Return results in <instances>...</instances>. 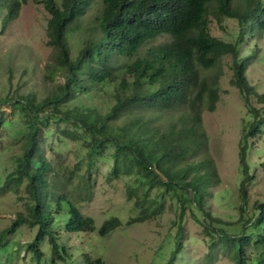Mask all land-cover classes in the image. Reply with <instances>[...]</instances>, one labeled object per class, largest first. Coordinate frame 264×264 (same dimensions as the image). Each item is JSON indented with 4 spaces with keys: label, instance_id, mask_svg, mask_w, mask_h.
<instances>
[{
    "label": "trees",
    "instance_id": "trees-1",
    "mask_svg": "<svg viewBox=\"0 0 264 264\" xmlns=\"http://www.w3.org/2000/svg\"><path fill=\"white\" fill-rule=\"evenodd\" d=\"M26 1L0 0V11H5L2 30ZM92 1L43 0L49 14L46 44L55 51V67L64 78L39 100L23 95L9 101L25 130L19 139L21 153L5 183L12 179L17 186L24 185L26 211L16 214L0 238L22 224L37 226L27 250L39 262L43 253L38 243L47 237L53 253L63 258L60 252L66 250L55 229L58 215L66 209V231L94 230V219L77 203L93 196L92 169L104 158L109 165L108 181L131 176L128 198L135 191L142 192L134 195L141 213L126 224L159 212L158 199L149 196L152 188L160 190V195L177 196L182 213L187 205L201 207L217 174L206 157L203 112L216 108L222 74L218 63L229 55L231 82L251 117L243 124L239 140V226L235 233L224 232L212 223L209 213L195 221L212 224L204 226L212 246L216 248L220 241L233 264H264V201L254 202L252 214L246 213L251 179L248 140L264 125V106L249 103L252 87L245 73L250 53L239 54L246 32L264 33V1L245 0L244 5L234 6V0H101L102 10L94 17L92 31L72 57L68 36L78 29L72 25ZM225 17L235 18L240 25L234 41L211 34V21L220 26ZM164 35L166 40L153 43ZM46 67L49 70L52 65ZM216 67L211 75L205 73ZM255 95L264 104V92ZM95 99L103 102L102 107ZM0 121L5 123L3 118ZM54 136L61 143L71 140L81 149L71 167L58 163V176L41 148L43 140ZM75 182L74 192L68 185ZM121 224L112 215L101 223L98 233L106 235ZM179 248L177 243L165 264L174 262ZM93 262L103 264L101 258Z\"/></svg>",
    "mask_w": 264,
    "mask_h": 264
},
{
    "label": "rangeland",
    "instance_id": "rangeland-1",
    "mask_svg": "<svg viewBox=\"0 0 264 264\" xmlns=\"http://www.w3.org/2000/svg\"><path fill=\"white\" fill-rule=\"evenodd\" d=\"M234 4L244 5L245 0H234ZM101 10V0H93L74 21L72 26L78 29L68 36L72 57H75L84 39L92 31L94 17ZM4 13V10L0 11V118L5 119L4 124L0 121V233L12 224L17 213L26 211L24 185L17 186L12 179L5 183L21 153L19 139L25 130L9 101L23 95L39 100L53 91L64 78L63 71L55 67V51L46 44L49 14L43 0H27L22 4L17 17L2 30ZM209 28L212 35L234 41L240 25L235 18L225 17L220 26L212 20ZM166 39L164 35L153 43ZM249 53L245 73L252 87L249 103L262 107L264 104L257 101L255 93L264 92V33L246 32L243 35L239 54L245 57ZM46 64H51L52 68L48 70ZM218 65L222 72L219 80L220 99L214 111L203 112V127L208 135L206 157L212 160L217 174L206 189L201 207L195 205L190 208L187 205L182 213L177 196L168 193L160 195V190L152 188L149 196L158 199L159 212L143 221L126 224L127 219L141 213L135 206L137 196L134 195H141L142 192L135 191L129 199L127 187L132 177L124 175L108 181V160L100 159L92 169L95 175L93 196L77 203L84 214L94 219V230L66 231L67 215L64 208L55 224L58 241L66 250L65 254L60 252L63 258L53 253L46 237L38 243L43 253L38 262L35 253L27 250V243L35 236L37 226L22 224L0 238V264H94L96 258H101L103 264H165L177 243L180 248L172 264H233L220 241L217 244L219 247L212 246V237L204 229L205 225L212 224L208 220H204L205 225L195 221V217L201 219L209 213L213 219L211 222L222 227L224 232L235 233L239 226L236 224L241 204L239 140L243 124L251 117L247 115V107L238 88L231 82V57L223 56ZM217 69L205 73L211 75ZM95 103L102 107L100 99H95ZM248 143L247 162L251 179L247 184L246 213L251 215L253 203L264 201V125ZM41 148L57 176L58 163L71 167L81 153L73 141L61 143L55 136L43 140ZM68 187L74 192L76 187L77 191L76 182ZM191 195L188 192V196ZM112 215L118 216L122 224L110 233L100 235L99 226Z\"/></svg>",
    "mask_w": 264,
    "mask_h": 264
}]
</instances>
